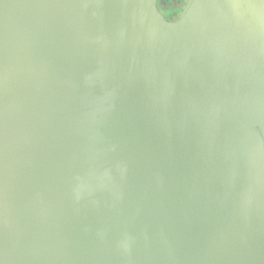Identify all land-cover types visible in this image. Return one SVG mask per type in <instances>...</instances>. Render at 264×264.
Instances as JSON below:
<instances>
[{"label":"water","instance_id":"95a60500","mask_svg":"<svg viewBox=\"0 0 264 264\" xmlns=\"http://www.w3.org/2000/svg\"><path fill=\"white\" fill-rule=\"evenodd\" d=\"M0 264H264V0H0Z\"/></svg>","mask_w":264,"mask_h":264},{"label":"trees","instance_id":"16d2710c","mask_svg":"<svg viewBox=\"0 0 264 264\" xmlns=\"http://www.w3.org/2000/svg\"><path fill=\"white\" fill-rule=\"evenodd\" d=\"M183 5L184 0H157V8L167 20H175Z\"/></svg>","mask_w":264,"mask_h":264}]
</instances>
